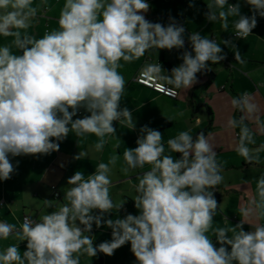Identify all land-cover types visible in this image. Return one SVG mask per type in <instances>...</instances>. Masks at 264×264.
<instances>
[{
  "label": "clouds",
  "instance_id": "obj_1",
  "mask_svg": "<svg viewBox=\"0 0 264 264\" xmlns=\"http://www.w3.org/2000/svg\"><path fill=\"white\" fill-rule=\"evenodd\" d=\"M245 3L251 16L242 14L240 3L208 0L206 19L222 21V29L227 31L229 17H235L233 33L244 39L256 28L257 15L264 17V0ZM41 7L35 0H0V36L12 38L0 45L3 181L15 170L10 156L50 155L59 151L58 141L70 132L76 137L94 134L98 138L94 148L101 151L107 138L119 140L114 121L134 130L132 112L120 107L126 84L118 70L120 61L131 63L148 50L171 51L185 45V28L175 18L167 25L145 18L150 9L147 0H65L58 27L37 38L28 29ZM188 40L192 51L183 52V63L170 74L157 63L146 65L144 75L175 90H187L198 83L197 73L213 70L208 62L218 64L226 59L216 39L192 32ZM222 44L235 48L231 40H222ZM234 55L242 62L238 50ZM230 103L240 113L226 124L229 129H240L236 151L246 162L259 163L264 144L254 149L249 145H256V135H264L260 108L247 92L234 96ZM81 108L90 115L73 120ZM140 133L137 146L124 150L121 168L127 175L150 165L135 185L132 199L137 215L105 219L125 203H115L110 195L112 171L120 160L113 154L87 178L76 171L67 181L66 202L45 200L46 209L54 210L39 220L25 217L19 227L0 222V240L13 236L19 242L0 250V264H80L81 256L94 257L97 252L111 256L129 242L138 264H264V223L260 222L264 220V174L256 179L255 196L240 222L213 227L218 211L214 189L223 176L205 133L194 137L190 130L179 132L167 141L169 154H165L160 131L144 125ZM172 152L179 157L174 158ZM84 155L80 152L74 158ZM93 224L110 228L111 240L94 247ZM245 224L251 230L245 231ZM25 241L26 250L21 253L19 244Z\"/></svg>",
  "mask_w": 264,
  "mask_h": 264
},
{
  "label": "crops",
  "instance_id": "obj_2",
  "mask_svg": "<svg viewBox=\"0 0 264 264\" xmlns=\"http://www.w3.org/2000/svg\"><path fill=\"white\" fill-rule=\"evenodd\" d=\"M64 2L65 0H35V3L41 4L42 7L37 18L32 21V26L28 29L29 33L39 38L46 31L57 28L59 11ZM147 2L150 9L145 13V18L150 22H159L162 25H167L170 18H175L176 22L185 28V45L184 48H174L171 51L166 49L148 50L142 57L131 63L120 61L122 66L118 70L126 81L120 107H127L132 112L135 129L131 130L126 124L114 121L113 126L119 140L107 138L108 143L101 151L94 148L98 139L94 134L76 137L70 132L63 141H58L59 151L52 152L50 155L10 156V162L14 165L15 170L10 179L0 180V203L5 201L4 206L0 207V222L15 224L19 227L26 216L39 220L46 212L50 213L54 210L46 209L45 200H57L58 204L66 202L63 200L64 191L70 187L67 185V181L76 171H82L87 178L88 175L95 172L99 163H107L113 154H118L120 160L117 161L112 171L111 198L115 203L125 201L122 207L124 210L119 213L120 218H124L127 214L137 215L138 210L132 199L136 195L135 185L138 183V177L148 171L150 165H145L143 169L130 171L127 175L121 171V168L124 164V150L137 146L136 140L141 135L140 128L144 125L162 133L165 154H169L170 151L167 141L174 138L179 132L190 130V134L194 137L198 133L204 132L216 152V159L221 165L223 176V182L214 189V197L218 194L219 201L213 227L235 226L243 218V210L250 205L251 199L255 196V181L261 174H264V150L259 153V163L246 162L244 157L236 151L239 127L233 130L227 128L226 124L229 118L238 119L240 116V113L232 108L231 99L245 92L255 98V102L260 108L261 118L264 119V81H262L264 59H256L255 56L247 54L248 52H243L241 53L242 62L236 61L235 58L233 60L234 53L226 54V59L218 64L208 62L213 70L197 73L198 83L190 89L177 90L179 92L177 99L142 86L134 79L143 73L146 65L160 63L162 68L170 74L172 68L183 63L180 58L183 52L192 51L188 40V36L192 32H199L210 39L216 37L215 30L210 25L197 26L191 22L187 9L188 0H147ZM253 35L254 33L248 39H251ZM11 39V37L0 36V45L10 43ZM13 52L19 54L15 48H13ZM248 58L251 60H246ZM244 61H249L250 65L245 64ZM217 65L225 67L215 70ZM228 71L231 76L227 74ZM220 77H226L228 82L230 77L233 78L230 93L227 91L228 85L220 86L218 83ZM160 83L164 85L163 81ZM168 86L173 88L171 85ZM81 112H83L82 115H80ZM87 115L90 113L81 108L73 120ZM249 126L253 131L256 130L254 124ZM255 138L257 143L249 145L250 148L254 149L264 144V135L258 134ZM80 152L85 155L81 159H75L74 157L78 156ZM171 155L174 158L179 157V154L174 152ZM54 186L58 188L61 195L58 199L54 196ZM94 214H98V210H95ZM116 217L113 212L107 214L105 219H115ZM260 222L264 223V220ZM246 228L251 230L247 224L244 225V230ZM90 235L93 237L95 247L101 242L111 240V229L106 226L96 228L93 224ZM208 235L216 247H219L215 237L211 233ZM17 243L19 242L13 236H9L7 240H0V250ZM130 247V242L126 243L115 250L111 256L101 252H97L94 257L81 256L80 264H99V262H102L101 264H138ZM19 248L21 253L25 251L26 241L21 242Z\"/></svg>",
  "mask_w": 264,
  "mask_h": 264
},
{
  "label": "rangeland",
  "instance_id": "obj_3",
  "mask_svg": "<svg viewBox=\"0 0 264 264\" xmlns=\"http://www.w3.org/2000/svg\"><path fill=\"white\" fill-rule=\"evenodd\" d=\"M207 2H208V0H188L187 9L190 13V18L192 20L191 22L197 26L198 25H200V26L201 25H203V26H206V25L209 26L210 25L211 28L215 30V36H216L215 39L217 40V42L219 41V43H221L220 46L223 49V53L230 55V54L234 53V51L238 50L240 52V54L243 52H248L247 54L255 56L256 59L257 58H263L264 59V17H260L259 15H257V26H256V28L253 29L254 35L251 39H238L233 33L234 28H233V23H232L233 20L236 18L235 17H229L228 30L223 31L222 21L217 20L215 22H209L206 19L205 13L208 12ZM190 3H192L194 6L189 7ZM229 3L230 4L240 3L241 12L244 15L251 16L253 14L250 6L245 3V0H232ZM222 40H231L233 45L235 46V48H233L231 46L228 47V46L222 44ZM232 58L234 60L235 55H233ZM246 60H251V59L248 58ZM244 62H245V64L250 65L249 61H244ZM240 64H242V63H240ZM219 67H225V66L217 65V66H215V70L216 69L218 70ZM229 71L227 72L228 75H230ZM217 72H219V71H217ZM244 73H245V75H247L246 72H244ZM217 74L219 75V73H217ZM229 79L230 80L228 82L226 77H220V80L218 81V83L220 84V86H223V85L227 86L228 85L227 91L230 93L232 91L231 85L233 83V78L230 77ZM262 81H264V78L262 79ZM206 114L208 115V111L206 112ZM123 210H124V208H121L119 210V212H114V213L116 216H119L120 211H123ZM222 227H224V226L222 225ZM245 231H249V229L246 228ZM226 247H229V250H230V246H226Z\"/></svg>",
  "mask_w": 264,
  "mask_h": 264
},
{
  "label": "built area",
  "instance_id": "obj_4",
  "mask_svg": "<svg viewBox=\"0 0 264 264\" xmlns=\"http://www.w3.org/2000/svg\"><path fill=\"white\" fill-rule=\"evenodd\" d=\"M230 1V0H229ZM253 34V30H252V33L249 34L246 38L244 39H248L252 36ZM240 39V38H238ZM134 81L142 86H145L149 89H152L160 94H163V95H166L168 97H171L173 99H177L179 97V92L169 86H165L163 84L160 83V81H157L155 78L153 79H148L144 73H141L139 75H137L134 79ZM173 91H175L177 94L176 95H173ZM83 112L80 113V115H82ZM53 192H54V196L55 198H60V192L58 191V188L56 186L53 187ZM5 204V201H2L0 203V207H3ZM27 217V216H26ZM30 218V217H29ZM24 220V219H23Z\"/></svg>",
  "mask_w": 264,
  "mask_h": 264
},
{
  "label": "trees",
  "instance_id": "obj_5",
  "mask_svg": "<svg viewBox=\"0 0 264 264\" xmlns=\"http://www.w3.org/2000/svg\"><path fill=\"white\" fill-rule=\"evenodd\" d=\"M209 130H210V128H209ZM215 199L217 200V202L219 201V195L218 194H216L215 195ZM102 262H99V264H101Z\"/></svg>",
  "mask_w": 264,
  "mask_h": 264
}]
</instances>
